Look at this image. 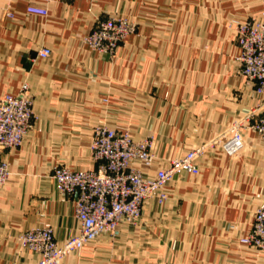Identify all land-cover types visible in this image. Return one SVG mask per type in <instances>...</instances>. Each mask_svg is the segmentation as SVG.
Wrapping results in <instances>:
<instances>
[{"label":"crops","instance_id":"obj_1","mask_svg":"<svg viewBox=\"0 0 264 264\" xmlns=\"http://www.w3.org/2000/svg\"><path fill=\"white\" fill-rule=\"evenodd\" d=\"M37 6L45 16L27 12ZM264 0H0V96L29 87L34 117L20 146L0 151V264H36L18 236L51 228L61 246L79 233L73 196L60 194L55 166L94 169L92 130L106 125L151 139L145 178L227 133L260 102L240 75L235 27L260 20ZM135 24L112 56L83 43L98 20ZM50 50L45 58L36 56ZM236 154L221 146L196 159L143 202L137 225L121 222L56 264H264L243 244L264 204V138L246 129Z\"/></svg>","mask_w":264,"mask_h":264},{"label":"built area","instance_id":"obj_2","mask_svg":"<svg viewBox=\"0 0 264 264\" xmlns=\"http://www.w3.org/2000/svg\"><path fill=\"white\" fill-rule=\"evenodd\" d=\"M91 3L96 0H89ZM33 15L45 16L47 11L37 6L27 7ZM135 30V24L124 18L108 17L98 20L83 38V43L100 55L112 56L117 47ZM240 75L252 84L261 100L255 108L228 126L227 133L172 159L168 166L158 170L154 177L145 178L130 164L133 160L149 166L153 156L151 139L133 140L126 132H118L106 125H97L91 134V159L94 169L72 170L57 165L52 170L56 190L73 196L74 216L79 222V233L57 245L51 228L38 227L21 233L18 243L39 256L36 264H56L66 256L78 254L85 244L101 233L115 236L119 224L137 225L144 201L157 195L169 180L181 173H195L196 159L207 149L221 146L228 154L242 148L241 132L250 129L264 138V12L260 20H247L235 27ZM50 54L41 48L36 56ZM31 95L26 83L16 93L0 96V151L18 148L24 136L33 128ZM8 176V164L0 157V187ZM243 244L264 253V204L254 212L252 226Z\"/></svg>","mask_w":264,"mask_h":264},{"label":"rangeland","instance_id":"obj_3","mask_svg":"<svg viewBox=\"0 0 264 264\" xmlns=\"http://www.w3.org/2000/svg\"><path fill=\"white\" fill-rule=\"evenodd\" d=\"M10 93V92H9Z\"/></svg>","mask_w":264,"mask_h":264}]
</instances>
